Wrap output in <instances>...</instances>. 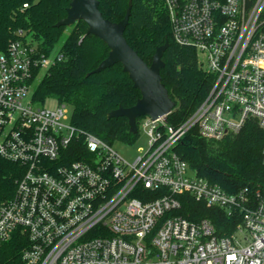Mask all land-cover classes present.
Instances as JSON below:
<instances>
[{"label":"built area","instance_id":"1","mask_svg":"<svg viewBox=\"0 0 264 264\" xmlns=\"http://www.w3.org/2000/svg\"><path fill=\"white\" fill-rule=\"evenodd\" d=\"M164 3L175 42L198 52L213 82L180 125L141 116L148 148L131 162L74 125L68 103L33 100L62 52H41L23 31L0 51V159L18 168L0 199V264H264V192H230L176 150L192 128L221 140L248 118L264 127V0ZM184 195L240 220L221 235L178 213Z\"/></svg>","mask_w":264,"mask_h":264},{"label":"trees","instance_id":"2","mask_svg":"<svg viewBox=\"0 0 264 264\" xmlns=\"http://www.w3.org/2000/svg\"><path fill=\"white\" fill-rule=\"evenodd\" d=\"M129 1H132V9L124 35L139 55L151 64L157 47L169 42L163 55L165 66L161 76L175 101L167 121L180 125L207 96L213 75L202 67L194 48L175 42L164 0H99V8L105 18L119 21L126 14ZM70 2L0 0V51H5L9 42L23 31L34 39L41 52H52L69 29L57 49L64 54L63 60L50 66L41 76L33 100L41 104L48 99L68 103L74 108L71 122L83 131L112 145L117 141L133 144L139 133L130 131L128 119L108 118V113L120 106L134 105L141 97L140 90L120 63L88 75L108 55L109 48L99 37L87 33L88 25L84 20L69 27L56 26L67 15ZM263 147L264 127L255 118H248L239 132L229 133L221 140L204 138L192 128L176 150L198 175L230 192L241 189L264 192ZM76 148L85 151L83 139ZM17 173V165L0 159V199L12 195ZM181 198L179 214L191 220L208 218L221 235L232 232L240 220L225 209L209 207L190 195Z\"/></svg>","mask_w":264,"mask_h":264},{"label":"water","instance_id":"3","mask_svg":"<svg viewBox=\"0 0 264 264\" xmlns=\"http://www.w3.org/2000/svg\"><path fill=\"white\" fill-rule=\"evenodd\" d=\"M132 1H129L126 14L119 21L105 18L99 8V0H71L67 15L56 23L57 27L71 26L78 20L88 25V34L99 37L109 48L108 55L88 72H100L117 63L129 75L141 97L130 107L120 106L108 113V118L126 117L132 133H137V118L149 115L156 119L168 115L175 101L162 82L161 69L165 66L163 55L169 47L166 41L157 47L151 64H148L127 41L124 32L129 23Z\"/></svg>","mask_w":264,"mask_h":264},{"label":"rangeland","instance_id":"4","mask_svg":"<svg viewBox=\"0 0 264 264\" xmlns=\"http://www.w3.org/2000/svg\"><path fill=\"white\" fill-rule=\"evenodd\" d=\"M69 29H66L62 38L60 39L59 43L55 46L53 51H56L58 48L61 47L64 40L66 39L68 35ZM36 81L34 83V86L31 88V93L34 92L35 86L37 85ZM58 101L56 99H48L44 106L53 108L57 105ZM73 106L68 104V111L70 115L73 113ZM114 149L121 154L122 157H124L128 161H133L134 158L140 154H142L147 148H148V136L141 130L138 139L133 144H127L121 141H117L113 145Z\"/></svg>","mask_w":264,"mask_h":264}]
</instances>
